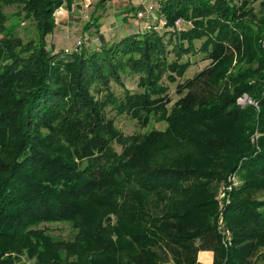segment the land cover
<instances>
[{
  "label": "trees",
  "instance_id": "1",
  "mask_svg": "<svg viewBox=\"0 0 264 264\" xmlns=\"http://www.w3.org/2000/svg\"><path fill=\"white\" fill-rule=\"evenodd\" d=\"M74 1L0 0V264H264V0H165L161 31L57 49ZM196 50L208 65L177 81ZM108 105L164 128L126 135Z\"/></svg>",
  "mask_w": 264,
  "mask_h": 264
},
{
  "label": "rangeland",
  "instance_id": "2",
  "mask_svg": "<svg viewBox=\"0 0 264 264\" xmlns=\"http://www.w3.org/2000/svg\"><path fill=\"white\" fill-rule=\"evenodd\" d=\"M105 2L106 1L101 2L100 0H87V3L89 4L86 6H83L81 5L83 3L81 1V4L80 3L74 4L72 10L66 9L67 17H64L62 21L58 20L53 33L48 36L49 42L52 43L57 49L59 48L73 49L76 46L79 47L82 45L88 48L98 46L100 42H99V37L97 36V32L95 31V28H99L102 25L108 26L109 21H110V19L108 18L113 17L114 15L113 13H115L114 12L115 9H110V7L106 5ZM151 2H153L156 5L157 0L151 1ZM63 8L65 9V7ZM15 10H16V7L14 5L8 6L5 8V11L7 13H11ZM107 10L109 11L108 13H106ZM155 15L157 16L156 12H155ZM95 21H96V26L92 25V22H95ZM176 25L179 29L188 28L190 26L189 23L183 21L182 19L177 20ZM22 26L24 28L23 27L19 28V34L24 38L31 36L33 25L29 23L28 21H25L22 23ZM150 26L151 25H148L146 29H148ZM155 27L157 30L161 31V27L159 26V24L155 25ZM201 41L200 40L195 41V45L197 48L200 46ZM202 56H203V53L200 50H196L192 53L184 54L182 56L183 57L182 60L189 59L191 61V64L185 71L184 75L181 78H178L177 81H183L185 78L192 77L200 69L207 66L209 63V60L202 59ZM172 57H173L172 55H169V58H172ZM123 83H124V86L130 91H138L140 89L137 86V77L135 76L134 77L125 76L123 78ZM165 83L168 85V94L171 99V101L168 104V107H170L179 97L178 93L176 92L177 82L176 81L174 82L166 81ZM112 89L115 91L116 94H119L121 92V87L117 84L112 83ZM238 102L244 105L245 103H249V99L248 98L247 100L245 99L244 102L242 101L240 102V99H238ZM106 113L109 117H112L114 119L116 127H118L126 135L133 134V133L148 132L152 128L162 129L164 128V125H165L163 122H158L154 120L153 118H150L145 124H142V122L136 118H131L126 114H117L111 105L107 106ZM116 147L119 148L118 145ZM220 193H221V190H220ZM222 200H223V196L220 198V201ZM40 228H43V230L50 232L55 237L64 239V240L70 239L73 233V231L67 224H56L55 223V224L40 225ZM94 249L96 248H92L91 250H93V255L95 256V258L102 259L101 257L96 256L100 253V250L99 249L94 250ZM199 253H200V258H199ZM204 253L205 255L212 257L210 263H204L202 261V255ZM196 256H197V261L201 264H212L213 263V251L212 250L200 249L197 251ZM21 261L22 263L25 262L27 264H30V261H28L25 257H22ZM87 263H93V262H87ZM166 263L184 264L182 262L177 263L172 259H170Z\"/></svg>",
  "mask_w": 264,
  "mask_h": 264
},
{
  "label": "crops",
  "instance_id": "3",
  "mask_svg": "<svg viewBox=\"0 0 264 264\" xmlns=\"http://www.w3.org/2000/svg\"><path fill=\"white\" fill-rule=\"evenodd\" d=\"M81 1L83 2L82 4ZM151 1L155 0H107L105 2L106 5H108L110 9H115V13H113V17L108 18L110 19L108 26L102 25L99 28H95L97 36H102L105 40H115L128 34L143 32L147 30L146 28L148 25H158L157 23L160 21L158 10L162 2L165 0H157L156 5ZM76 3H80L83 6L89 4L87 3V0H75L71 6V10ZM150 5L153 6L152 10L147 11L146 9ZM66 9V7L65 9L61 7V11L57 14V22L58 20L62 21L64 17H67ZM139 11L143 12L142 16L138 15ZM108 12L109 11L107 10L106 13ZM155 12L157 13V16L155 15ZM211 258V256L209 257L205 255V253L202 255V261L204 263H210Z\"/></svg>",
  "mask_w": 264,
  "mask_h": 264
},
{
  "label": "built area",
  "instance_id": "4",
  "mask_svg": "<svg viewBox=\"0 0 264 264\" xmlns=\"http://www.w3.org/2000/svg\"><path fill=\"white\" fill-rule=\"evenodd\" d=\"M153 6L150 5L147 7V11H150L152 10ZM61 11V8H59L57 11H56V14H58L59 12ZM143 12H138V15L139 16H142ZM240 99V102H244V100L246 99L247 100V97L246 95H244L242 98H239ZM232 184H236V181H235V178L234 177H231V183L230 185L227 186L228 189L231 188ZM219 230H220V233H221V241L223 243V245L225 247H227L228 245H230V242H231V235H230V232L229 230L223 225V222H222V218H220L219 220ZM164 264H170V263H164Z\"/></svg>",
  "mask_w": 264,
  "mask_h": 264
}]
</instances>
